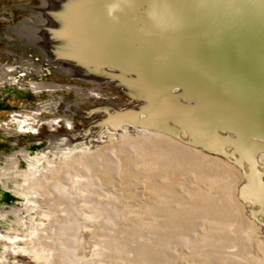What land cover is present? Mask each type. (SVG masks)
<instances>
[{
  "label": "rangeland",
  "instance_id": "374dc122",
  "mask_svg": "<svg viewBox=\"0 0 264 264\" xmlns=\"http://www.w3.org/2000/svg\"><path fill=\"white\" fill-rule=\"evenodd\" d=\"M224 5L252 18L0 0V264H264V82L218 58Z\"/></svg>",
  "mask_w": 264,
  "mask_h": 264
},
{
  "label": "water",
  "instance_id": "95a60500",
  "mask_svg": "<svg viewBox=\"0 0 264 264\" xmlns=\"http://www.w3.org/2000/svg\"><path fill=\"white\" fill-rule=\"evenodd\" d=\"M240 1L246 13L248 10L253 12L252 18L248 19V15H244V13H233L232 8L224 5V12L230 17L231 22H233L232 25L238 20L241 25L236 24L234 30L236 32L234 33L236 39L234 50L223 52L219 48L216 49V54L218 58H221L225 67L242 66L241 75L246 79L264 82V0ZM239 17L241 18L239 19ZM207 40L209 41L210 38ZM214 42V44L218 43L217 41ZM211 45L210 43L208 48Z\"/></svg>",
  "mask_w": 264,
  "mask_h": 264
},
{
  "label": "bare ground",
  "instance_id": "6f19581e",
  "mask_svg": "<svg viewBox=\"0 0 264 264\" xmlns=\"http://www.w3.org/2000/svg\"><path fill=\"white\" fill-rule=\"evenodd\" d=\"M129 133V132H128ZM140 135V134H139ZM152 135V134H151ZM129 139V138H128ZM143 139V138H142ZM137 140V139H136ZM144 140V139H143ZM147 140V139H146ZM152 140V139H151ZM150 142H152V141H150ZM138 143V142H137ZM147 143V142H146ZM149 143V142H148ZM149 145V144H148ZM82 150V149H81ZM130 153V152H129ZM41 160V159H40ZM179 169V168H178ZM192 170H194V169H192ZM191 170V171H192ZM198 171V170H197ZM201 173V172H200ZM195 174V173H194ZM190 175V174H189ZM132 177V176H131ZM260 177V176H259ZM258 177V178H259ZM181 178H183V177H181ZM186 178H187V176H186ZM186 180V179H185ZM184 180V181H185ZM256 180V179H255ZM260 179H258V181H259ZM182 181V180H181ZM184 181H182V182H184ZM263 181V180H262ZM255 182V181H254ZM261 182V181H260ZM154 183V182H153ZM262 183H264V182H262ZM261 183V184H262ZM151 184V183H150ZM254 184V183H253ZM258 184V183H257ZM255 185V187H256V184H254ZM176 186V185H175ZM259 187V186H258ZM260 188V187H259ZM256 189V188H255ZM263 189V188H262ZM264 191V190H263ZM250 192V191H249ZM154 193V192H153ZM251 193H253V192H251ZM250 196H251V194H250ZM252 197V196H251ZM261 197H263V196H261ZM46 198V197H45ZM263 203V202H262ZM257 204V203H256ZM259 208V207H258ZM261 208V207H260ZM261 209H263V208H261ZM257 210V209H256ZM125 211V210H124ZM81 213H83V212H81ZM92 223V222H91ZM167 241V240H166ZM184 247V246H183ZM221 262V261H220ZM238 262V261H237ZM239 263V262H238Z\"/></svg>",
  "mask_w": 264,
  "mask_h": 264
}]
</instances>
